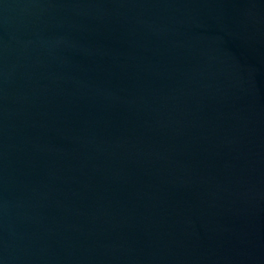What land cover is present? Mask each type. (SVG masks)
Wrapping results in <instances>:
<instances>
[{"label":"water","instance_id":"obj_1","mask_svg":"<svg viewBox=\"0 0 264 264\" xmlns=\"http://www.w3.org/2000/svg\"><path fill=\"white\" fill-rule=\"evenodd\" d=\"M0 264H264V0H0Z\"/></svg>","mask_w":264,"mask_h":264}]
</instances>
